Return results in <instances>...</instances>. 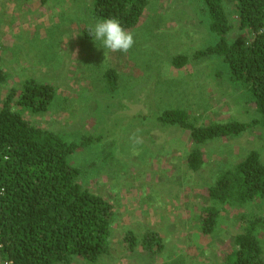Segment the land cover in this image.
<instances>
[{
	"label": "rangeland",
	"instance_id": "374dc122",
	"mask_svg": "<svg viewBox=\"0 0 264 264\" xmlns=\"http://www.w3.org/2000/svg\"><path fill=\"white\" fill-rule=\"evenodd\" d=\"M225 3L234 8L232 0ZM91 7L92 0H49L45 5L40 0H0V68L6 76L0 82V108L10 88L21 89L27 78H34L56 87L50 109L32 113L19 105L12 108L69 139L97 135L71 155L70 163L118 213L109 254L97 262L78 256L73 264H226L234 235L241 231L240 214L254 212L264 220V202L242 209L220 204L212 234L201 231L202 208L209 204L208 187L250 148L258 149L264 162V129L208 140L200 146L204 165L193 171L187 166L195 147L190 131L157 121L158 112L171 108L187 110L197 124L249 121L256 115L245 92L228 82L225 64L217 58H192L217 40L202 0H149L138 26L128 30L135 43L127 53L104 50L85 36L97 21ZM177 55L191 56L190 63L175 69L172 59ZM107 69L119 74L115 92L104 79ZM215 69L223 71L220 79ZM145 214L149 229L163 238L164 249L153 259L139 245L129 251L122 239L128 229L141 237L147 228L138 223ZM123 215L129 224L121 228ZM259 230L264 245L263 223Z\"/></svg>",
	"mask_w": 264,
	"mask_h": 264
},
{
	"label": "trees",
	"instance_id": "16d2710c",
	"mask_svg": "<svg viewBox=\"0 0 264 264\" xmlns=\"http://www.w3.org/2000/svg\"><path fill=\"white\" fill-rule=\"evenodd\" d=\"M48 1L40 0L42 5ZM202 2L209 29L217 40L197 50L192 58H217L225 64L228 82L245 92L256 115L249 121L229 118L197 124L183 108L158 112V122L190 131L195 147L188 154L187 166L193 171L204 165L205 154L200 146L208 140L236 138L256 127L264 129V0H232L233 9L225 0ZM148 5L149 0H92L91 16L95 20L117 18L128 31L138 26ZM87 30L85 36L90 37ZM190 61L191 56L177 55L172 64L179 70ZM222 73L215 69L214 75L220 79ZM103 76L115 92L119 88L117 71L107 69ZM1 80L6 81L3 68ZM7 96L0 108V264H73L78 256L97 262L109 254L118 212L112 201L87 186L80 170L70 163L71 155L92 143L97 135L69 139L38 127L24 118L21 109L12 108L19 105L32 113L49 110L57 96L51 83L27 78L21 89L10 88ZM98 137L100 140L102 135ZM207 192L209 204L202 208L201 218L205 234L215 232L220 204L242 209L253 202H264L260 151L250 148ZM239 217L241 231L234 235V247L225 255V263L264 264V245L259 236L263 216L245 211ZM138 224L147 228L141 239L136 231L128 229L123 240L129 251L134 252L139 245L153 259L164 249L163 238L149 229V224ZM150 264L159 263L152 260Z\"/></svg>",
	"mask_w": 264,
	"mask_h": 264
},
{
	"label": "clouds",
	"instance_id": "9594fccd",
	"mask_svg": "<svg viewBox=\"0 0 264 264\" xmlns=\"http://www.w3.org/2000/svg\"><path fill=\"white\" fill-rule=\"evenodd\" d=\"M87 32L96 44L100 42V48L112 52L127 53L135 43L133 33L125 30L117 18H101L90 24ZM133 139H136L135 136Z\"/></svg>",
	"mask_w": 264,
	"mask_h": 264
},
{
	"label": "crops",
	"instance_id": "0c3cea01",
	"mask_svg": "<svg viewBox=\"0 0 264 264\" xmlns=\"http://www.w3.org/2000/svg\"><path fill=\"white\" fill-rule=\"evenodd\" d=\"M139 219L142 221L141 223H145V224H149L150 223V221H149V215H147V214H145V216L142 215V218H139ZM160 219H161V217L159 216V220ZM125 220H126V216L123 215L122 216V222H121V228H123V225L124 226H127L129 224V223L125 222ZM121 228H117V229H121ZM112 237H113V232H112L111 239H112ZM122 239H123V236H122Z\"/></svg>",
	"mask_w": 264,
	"mask_h": 264
}]
</instances>
